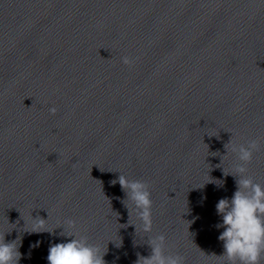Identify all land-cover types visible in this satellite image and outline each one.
<instances>
[{"label":"water","instance_id":"water-1","mask_svg":"<svg viewBox=\"0 0 264 264\" xmlns=\"http://www.w3.org/2000/svg\"><path fill=\"white\" fill-rule=\"evenodd\" d=\"M252 139L264 0H0V234L19 264H48L67 219L106 264H133L233 170L225 146ZM121 174L149 185L150 234ZM31 216L53 231H25Z\"/></svg>","mask_w":264,"mask_h":264},{"label":"clouds","instance_id":"clouds-1","mask_svg":"<svg viewBox=\"0 0 264 264\" xmlns=\"http://www.w3.org/2000/svg\"><path fill=\"white\" fill-rule=\"evenodd\" d=\"M123 64L132 66L134 58L130 56L121 57ZM57 109L53 106L49 109L55 114ZM231 145V152L236 156L233 165V172L236 177L237 190L233 197L221 198L217 205V214L221 217L222 223L215 227L224 230L218 239L223 242L224 253L221 257L227 264H260L264 257V184L256 182L248 174L247 165L251 163L253 155L259 150V141L252 139L243 144H236L230 141L225 147ZM218 166V165H217ZM224 171V170H223ZM228 175L229 173H225ZM115 185L119 183L122 191L126 194L128 203H123L130 211H134L137 220L140 222V230L144 233L152 232V199L149 185L140 180H129L125 175H119L117 180L110 182ZM217 188L223 187V181H216ZM49 218V216H48ZM32 226L25 231L29 233L49 232L46 227L48 219L31 216ZM135 225V224H134ZM63 233L61 235L71 237L68 242L52 244L49 247L48 264H106L100 246L89 242L85 235H80L77 230L76 221L67 219L64 221ZM66 226V227H65ZM137 232V225H135ZM147 243L151 247V254L148 257L140 256L136 264H185V258L179 254L166 252V237L163 234L148 235ZM40 241L30 245V248L38 247ZM119 246V244H117ZM30 256V254H29ZM21 253L18 250L16 241L5 242V233L0 234V264H19Z\"/></svg>","mask_w":264,"mask_h":264}]
</instances>
